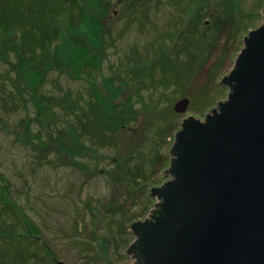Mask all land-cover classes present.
Wrapping results in <instances>:
<instances>
[{"label":"rangeland","instance_id":"1","mask_svg":"<svg viewBox=\"0 0 264 264\" xmlns=\"http://www.w3.org/2000/svg\"><path fill=\"white\" fill-rule=\"evenodd\" d=\"M21 1L0 0L1 17L19 19L5 20L7 27L0 20V173L2 187L38 233L27 232L17 214L0 207V264H135L128 254L135 239L132 225L150 216L159 201L152 190L169 180L172 131L189 117L204 120L227 97L229 88L219 80L234 69L249 32L261 26L264 0H110L103 75L122 90L117 102L131 106L132 121L106 146L94 147L85 140L96 151L74 164L57 152L61 142L55 139L64 132L53 134L57 127L64 131L73 116L60 106L51 109L49 118H41L30 93L23 90L26 78L16 82L22 76L13 65L18 58L14 50L25 35L21 21L30 28L35 24L31 0ZM54 15L63 24L68 21L61 12ZM188 23L191 35L195 32L203 42L199 46L197 36L180 37ZM35 40L30 46L41 45ZM62 45L60 38L50 44L54 50ZM163 55L175 61L163 59L153 84H131L129 67L144 63L143 72H149ZM10 79L22 93L11 91ZM95 86V95H108L112 88L100 78ZM93 88L53 72L47 74L40 98L54 97L81 114L82 97L91 103ZM183 98L190 99V106L186 113H176L173 107ZM32 120L34 132H28L26 123Z\"/></svg>","mask_w":264,"mask_h":264},{"label":"water","instance_id":"2","mask_svg":"<svg viewBox=\"0 0 264 264\" xmlns=\"http://www.w3.org/2000/svg\"><path fill=\"white\" fill-rule=\"evenodd\" d=\"M244 42L219 80L227 98L205 120L183 121L169 180L152 190L158 204L132 225L128 254L141 264H264V21Z\"/></svg>","mask_w":264,"mask_h":264},{"label":"trees","instance_id":"3","mask_svg":"<svg viewBox=\"0 0 264 264\" xmlns=\"http://www.w3.org/2000/svg\"><path fill=\"white\" fill-rule=\"evenodd\" d=\"M12 1L22 2L21 0ZM109 3L110 0H31L28 6L34 11L33 19L35 24L33 23L30 28L25 25L24 21H21L22 31L25 35L23 36L22 44H20L21 46L16 47L14 50V52L18 53V58L14 60L13 65L19 68L18 71L22 75L15 81L18 82L21 77L23 79L24 77L26 78L23 82L27 85V88L23 90L30 93L33 105L36 108V114L46 119L52 115L51 109L61 106L65 109L66 115L73 116L74 119L68 120L65 124L64 131L57 127L54 128L53 132L56 136L64 132L58 139H55L61 142L60 146H57V152L64 154V161L70 160V163L73 164L80 156L88 157L90 153H94L96 151L94 147L110 144L114 138L113 134L116 131L123 132L129 122L132 121L131 106L126 107L122 102H117V99H120L121 95L119 94L122 90L116 84H113L112 79H108L103 75V64L107 58L110 37L107 24L105 23L110 8ZM35 4L38 7L34 10L33 6ZM57 12H61L62 16L68 17L66 24H63V20L58 19L54 15ZM1 16L2 27H7L5 20L10 23L19 22L18 16L10 18ZM52 19L56 20L52 23ZM191 26L192 24L188 23L185 31L181 32L180 37L190 40L191 36H197L195 42L199 46L203 42L200 41L201 39L197 34L195 35V32L191 35L192 30H189ZM8 32L9 30L7 29L5 37ZM36 35L39 37L35 40ZM10 36L15 39V36H12L11 33ZM59 38L64 42V45L58 46V49L54 50L56 47L50 46V44H54ZM33 40L36 42L40 41L41 45L35 43V46H30ZM189 48L186 46L184 52L189 53ZM22 52L26 53L23 57L19 56ZM164 58L169 61L168 63L175 61L171 59L172 57L163 55L148 68L149 72H143L144 63L139 66L129 67L127 76L131 84H145L146 88L149 84H153L154 75L158 72V69L163 67ZM176 58L179 59V55ZM53 72L65 74L72 79L85 81L94 87V93H91V103L82 97V101L85 100V105L81 101L83 113L81 112L80 114L76 108L67 105L61 100L57 101L54 97L44 100L40 98V90L46 82L47 74ZM98 78L102 80L103 85L107 84L112 87L108 94L109 96L106 93L97 94L99 89L95 84ZM10 81H12L10 84L11 91L16 89L19 93H22L21 89L18 88L19 85L14 80L10 79ZM131 99L132 97H130ZM78 101L80 100L78 99ZM132 104L133 102H131ZM33 123L34 120L26 123L28 132L33 129ZM179 126L181 127V124ZM177 130L179 131L180 129L173 130L172 134H175ZM31 132L34 131L31 130ZM35 134L29 133V136L37 137ZM60 138H66L67 143H63ZM85 140L89 141L86 143L93 144L94 147L89 144L91 148L88 147ZM49 147L48 143L47 148ZM84 150L87 151L84 153ZM139 170H143V168ZM4 179V176L0 173V203H3L0 207L6 214H17L21 218L20 225H24V228L30 234H37L38 229L15 206V202L10 198V194L6 190L7 188L2 187L1 180Z\"/></svg>","mask_w":264,"mask_h":264},{"label":"flooded vegetation","instance_id":"4","mask_svg":"<svg viewBox=\"0 0 264 264\" xmlns=\"http://www.w3.org/2000/svg\"><path fill=\"white\" fill-rule=\"evenodd\" d=\"M153 220V219H151ZM138 240L137 237H135V241ZM131 258L134 259L136 261L135 264H141V258L140 256L136 253L135 256H133V254L131 255Z\"/></svg>","mask_w":264,"mask_h":264},{"label":"bare ground","instance_id":"5","mask_svg":"<svg viewBox=\"0 0 264 264\" xmlns=\"http://www.w3.org/2000/svg\"><path fill=\"white\" fill-rule=\"evenodd\" d=\"M134 241H135V240H134ZM133 244H134V242H133ZM133 244H131V246H132ZM131 246H130V247H131ZM130 247H129V248H130Z\"/></svg>","mask_w":264,"mask_h":264}]
</instances>
